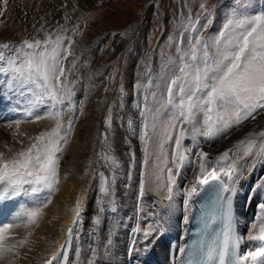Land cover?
Returning a JSON list of instances; mask_svg holds the SVG:
<instances>
[{"label":"snow or ice","instance_id":"snow-or-ice-1","mask_svg":"<svg viewBox=\"0 0 264 264\" xmlns=\"http://www.w3.org/2000/svg\"><path fill=\"white\" fill-rule=\"evenodd\" d=\"M199 9L194 17L187 15L175 42V57L169 61L162 82L153 84L149 78L147 84L134 85L138 92L144 89L137 103L141 120L138 139L144 151L138 200L142 201L148 192L158 197L152 223L144 229L137 226L135 233L142 234L144 248L148 250L147 241L154 235H163L182 211V223L188 225L195 220L198 228L190 240L181 237L184 242L172 250L170 264H264V203H258V212L244 234L239 231L235 211L241 178L249 174V169H255L258 161L264 162V130L246 134L215 161L203 150L201 139L209 141L230 134L232 129L264 113V12L233 10L220 31L213 34L209 30L214 24V9L207 5V0L199 4ZM40 31L42 38L0 44V76L7 79L13 91L25 96L23 116L31 123L53 122L50 130L40 132L14 155L6 157L0 153V200L31 199L47 193L43 203L22 205L12 222L0 225V264L6 260L12 264L13 258H22L20 249L27 244V240L6 243L9 231L19 228L21 223L25 227L38 226L52 203L60 183L61 161L73 138L77 111L82 115L84 109V103L76 101L84 82L83 75L77 74L80 55L75 51L74 40L81 34L80 25H60L52 30L41 27ZM83 66L89 65L85 62ZM108 79L114 80V74ZM92 87L88 85V89ZM119 91L122 97V86ZM41 108L46 111L41 113ZM21 123L16 120L15 126L18 128ZM127 124L133 127L131 120ZM112 128L110 106L101 140L104 148L97 153L96 161L112 170L111 176L100 173V213L118 211L115 169L119 161L110 143ZM134 162L133 153V166ZM193 164L197 169L194 179L181 189L178 180L182 170ZM128 175L131 179V171ZM259 189H264V184L258 185ZM201 190L207 191L208 198L196 209L195 198ZM180 196L183 199L178 202ZM75 214L79 222V206ZM95 223L99 226L100 219ZM113 235V230H109L105 255ZM73 239L69 228L61 245L62 255L53 253L44 264H80L78 243L75 260L70 261ZM79 239L77 234L75 240ZM245 242H251L253 248L241 253ZM134 250L135 241L127 255L131 257ZM100 258L99 248L92 247L87 264H97Z\"/></svg>","mask_w":264,"mask_h":264},{"label":"rangeland","instance_id":"rangeland-1","mask_svg":"<svg viewBox=\"0 0 264 264\" xmlns=\"http://www.w3.org/2000/svg\"><path fill=\"white\" fill-rule=\"evenodd\" d=\"M201 2H204V0H7V2L0 0V44H17L23 38H42L41 27L52 30L60 25L69 28L76 24L80 25L81 34L74 37L76 53L80 55V45L86 38L89 39L90 44L86 48L83 64H81L80 55V65L77 68V74L83 75L84 82L77 93L76 101L78 104L82 101L84 109L82 115L79 114V110L77 111L75 130L85 120L91 116H96L99 110L103 112L100 118L101 135L99 145L96 146L97 143L95 146L92 145L89 151L90 156L95 152V160L97 161V153L104 148L101 140L102 134L106 131L105 117L110 106L113 114V128L110 136L122 133L127 136V140H139L141 120L137 103L142 99L141 93L144 92V89L138 92L134 85L137 82L147 84L149 78H151L153 84L162 82L169 61L175 57V42L185 26L186 17L189 13L194 17L200 10L199 4ZM207 5L213 8L215 13L214 24L209 30L213 34L220 31L226 18L233 10H246L249 13L264 12V0H207ZM123 46L127 47L122 53L121 63L118 66V55ZM149 56L151 57L150 62L148 61ZM85 62L88 63V67L83 66ZM113 74L115 79L110 81L108 77ZM88 85L93 87L88 89ZM121 86L124 89L122 97L119 91ZM106 89L107 91H105ZM128 90H131L130 95ZM26 103L25 96L13 91L7 79L0 76V126L11 129L13 133L19 135L14 144H6L0 147V153H4L6 157H10L22 148L27 147L32 138L42 131L50 130L53 126V122L49 120L36 123L28 122L29 118L24 117L22 112ZM39 111L42 113L46 111V108H41ZM67 118L65 117V120ZM16 120L22 121L18 128L15 126ZM129 120L133 122L132 128L128 127L127 122ZM246 124L247 126L243 132L238 137L233 138L232 145L248 133L264 130V113H261L256 120L249 119L240 127ZM239 128L232 129L230 134ZM230 134L209 141H203V138H201L202 147L208 145L207 147L211 148ZM110 143L113 145L112 140H110ZM185 143L190 144L191 141H185ZM128 145L132 147L130 140H128ZM138 145H140L139 148L142 154L141 172H143V145L140 141ZM112 150L114 152L113 146ZM114 155L119 161V167L115 169L117 184L118 178H121L123 174V164L115 152ZM214 158L216 157L209 155L211 161H215ZM96 161L95 180L97 181L95 188L101 194L102 179L100 173L111 176L112 170L109 167L97 164ZM258 162L262 164V162ZM151 163L150 160L149 172H151ZM192 168L193 165H190L182 170L181 177L178 180L179 187L180 182L184 183L187 180ZM90 170L91 166L87 165L78 178L87 176ZM65 179L60 174L58 191L52 196V203L45 209L38 226L25 227L21 223L17 242L27 240V244L20 251H28L23 256H27L33 249L31 246H35L37 243L41 224L45 221H53L58 216V203L64 189ZM263 182L264 179L263 181L255 180L250 188L251 205L264 202V189L258 190V185L263 184ZM46 195V192H42L31 199L16 197L0 200V207H5L6 210L4 218H0V225L12 222V217L22 205L31 207L43 203ZM181 198L182 196L177 198L178 202ZM157 199L158 197L153 192H148L142 201L137 199V212L129 227L130 230L128 232L124 231L122 237H118L123 247L124 264H142L143 260L149 258V255L157 257L161 264H170V251L165 254L167 258L150 252L153 249L156 235L153 236L154 238L152 237L153 239L150 238L147 241L149 244L147 251L144 248L145 241L142 234L135 233L137 226L144 229L152 223V214L158 208L155 203ZM113 214L109 212L107 216L114 229L117 226V216ZM175 220L176 218L170 222L165 231L171 239L169 237L165 238V234L156 237L160 239H158L159 242H163L167 249H169L170 243L176 246L175 239L178 232L174 228ZM114 230V234L117 235L119 231ZM133 241H135V250L132 256L129 257L127 250L133 244ZM15 264L17 263L15 262Z\"/></svg>","mask_w":264,"mask_h":264},{"label":"bare ground","instance_id":"bare-ground-1","mask_svg":"<svg viewBox=\"0 0 264 264\" xmlns=\"http://www.w3.org/2000/svg\"><path fill=\"white\" fill-rule=\"evenodd\" d=\"M89 44L90 41L86 38L80 45L79 50L82 59L81 64L84 62L85 53L87 51L86 48H88ZM128 92L130 95L131 90H128ZM102 114L103 112L99 110L96 116H91L85 120L73 133L72 141L61 161L60 174L66 179L64 189L60 197L61 199L58 203V216L53 221H45L41 224V230L37 243L35 246L31 243V247L33 249L27 256L23 255H25L28 251L25 250L24 252H21L22 258H13L12 263H44L45 259L50 257L53 253H57L60 243L63 242L68 234V229L71 228L74 239L72 252H70V261L75 260L74 251L78 243L81 248L80 264H87L92 247L99 248L101 258L97 261V264H124V258L122 257L123 247L119 242L121 240L118 237H122L124 231L128 232V230H130L129 227L131 226L134 215L137 212L138 191L142 175V154L139 148L140 145H138L139 140L128 139L132 145V147H129L126 135L119 133L115 136H111L114 152L121 159L123 164V174L121 178H118V182L115 186L118 211L117 213H114L117 216V226L114 229H117L119 232L117 235H113V243L109 246V253L105 255L104 253L108 239V231L113 230L114 232L115 230L108 220L107 214L110 211L106 210L104 213L99 212V202L102 196L95 188L97 181L95 180V173L97 171L95 169L96 154L93 152L91 156L89 155L91 146H95L96 143V146L99 145L101 135L100 118L102 117ZM246 126L247 124L233 131L229 136L211 148L207 147L208 145L203 146V150L208 152L209 155L217 158V156L224 150L233 147L234 144H231L233 138L238 137ZM18 137L19 135L13 133L11 129L0 126V147L6 144H14L18 140ZM133 153L135 156L134 166L132 165ZM87 165L91 166V170L87 176L78 178ZM191 170L192 171L189 173L187 180L184 183L180 182L181 189L193 181L197 171L195 164H193V168ZM129 171H131V179H129ZM263 179L264 162H262V164L257 162L255 169H249V174L241 178L239 194L235 200V204L237 206L236 210H238L239 213V226L241 234L246 233L250 223L253 222L254 217L258 212V203L255 205L250 204V188L255 180L263 181ZM125 185H128V187H125ZM182 199L183 197L180 201H182ZM77 206H79L81 213L79 222H77L75 214ZM182 215V211L178 212L175 220L176 222L174 228H176V232L179 233L178 236H183L185 231V226L181 219ZM97 218L101 221L99 226L95 223ZM18 231H20V227L12 228L7 234L9 238L6 243H17V236L19 237ZM77 234L80 236L78 242L75 240V236ZM156 237L158 236L156 235ZM156 237L154 238L153 249L150 252L155 253V255L157 253V255H161L164 258L167 256L165 254L169 253L168 249L163 245V242H159V238ZM176 240L178 242V237ZM179 244H182V239L179 241L178 245ZM251 248H253V244L251 242H245L241 245V253ZM148 259L143 260L142 264H161L160 260L152 255H149ZM2 264H8V261L6 260L2 262Z\"/></svg>","mask_w":264,"mask_h":264},{"label":"water","instance_id":"water-1","mask_svg":"<svg viewBox=\"0 0 264 264\" xmlns=\"http://www.w3.org/2000/svg\"><path fill=\"white\" fill-rule=\"evenodd\" d=\"M124 47H126V46H123V49H122V51H120V53H119V55H118V64H119V60L121 59V55H122V53H123V51H124Z\"/></svg>","mask_w":264,"mask_h":264}]
</instances>
